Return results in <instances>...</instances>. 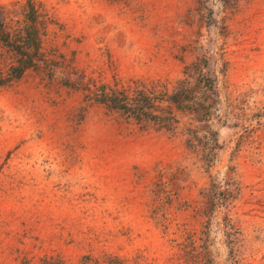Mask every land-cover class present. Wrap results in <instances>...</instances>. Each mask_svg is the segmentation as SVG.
<instances>
[{
    "label": "rangeland",
    "instance_id": "1",
    "mask_svg": "<svg viewBox=\"0 0 264 264\" xmlns=\"http://www.w3.org/2000/svg\"><path fill=\"white\" fill-rule=\"evenodd\" d=\"M0 23L40 47L0 85V264H264V0H0ZM180 81L205 107L162 102Z\"/></svg>",
    "mask_w": 264,
    "mask_h": 264
},
{
    "label": "trees",
    "instance_id": "2",
    "mask_svg": "<svg viewBox=\"0 0 264 264\" xmlns=\"http://www.w3.org/2000/svg\"><path fill=\"white\" fill-rule=\"evenodd\" d=\"M29 35L30 31L24 37V44H30L28 41ZM0 36H3L2 38L11 46L8 67L5 70L0 67V85H7L17 80L25 70L36 64V61L40 59V47H38L37 42L35 43V47H20L19 43H17L19 39L14 43H10L8 33L4 31L2 23H0ZM203 90L204 83L200 87L197 84H182V81H180L172 90H165L162 102L172 104L179 109L196 111L199 108L205 107L199 99V95ZM154 97V95L137 91L133 98L128 100V95L124 91H112L99 96V100L111 107L122 109L137 118L155 120L161 115L171 117L169 106L162 107L154 100Z\"/></svg>",
    "mask_w": 264,
    "mask_h": 264
}]
</instances>
